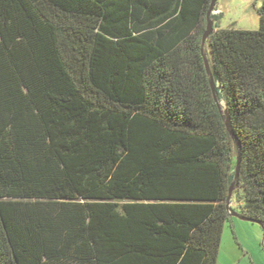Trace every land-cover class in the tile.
<instances>
[{
	"label": "trees",
	"instance_id": "obj_1",
	"mask_svg": "<svg viewBox=\"0 0 264 264\" xmlns=\"http://www.w3.org/2000/svg\"><path fill=\"white\" fill-rule=\"evenodd\" d=\"M210 3L0 0V264H216L232 184L264 226V0Z\"/></svg>",
	"mask_w": 264,
	"mask_h": 264
},
{
	"label": "rangeland",
	"instance_id": "obj_2",
	"mask_svg": "<svg viewBox=\"0 0 264 264\" xmlns=\"http://www.w3.org/2000/svg\"><path fill=\"white\" fill-rule=\"evenodd\" d=\"M261 6L262 0H217L215 21L220 29L255 31L260 26ZM230 207L241 215L234 198ZM216 264H264V226L230 216L223 227Z\"/></svg>",
	"mask_w": 264,
	"mask_h": 264
},
{
	"label": "water",
	"instance_id": "obj_3",
	"mask_svg": "<svg viewBox=\"0 0 264 264\" xmlns=\"http://www.w3.org/2000/svg\"><path fill=\"white\" fill-rule=\"evenodd\" d=\"M217 0H211V3H210V6L208 8V11L206 13V27H205V30L202 34V37H201V46L203 47L205 44H206V41L208 40L211 32H212V29H213V20L211 19V15L214 14V6H215V3H216ZM204 65H205V69H206V72L209 76V79H210V88H211V91H212V94H213V98L215 99V101H217L216 99V96H215V90H214V81H213V78L211 76V72H210V69H209V65H208V62L207 60L205 59L204 61ZM225 128L230 136L231 139H235V136L232 132V128H231V124H230V119L228 117V115L225 116ZM240 162H241V158L238 157L237 160H236V166H235V180L238 178V173H239V167H240ZM232 190H233V184L231 185V187L229 188V191H228V196L226 198V201H225V204H226V208L230 214V216L232 217H237L243 221H251V222H256V223H259L258 221H253L245 216H242L240 214H237V213H234L231 211V208H230V198H231V193H232Z\"/></svg>",
	"mask_w": 264,
	"mask_h": 264
},
{
	"label": "crops",
	"instance_id": "obj_4",
	"mask_svg": "<svg viewBox=\"0 0 264 264\" xmlns=\"http://www.w3.org/2000/svg\"><path fill=\"white\" fill-rule=\"evenodd\" d=\"M216 12H219V11L216 10ZM214 14H216V13L214 12Z\"/></svg>",
	"mask_w": 264,
	"mask_h": 264
}]
</instances>
